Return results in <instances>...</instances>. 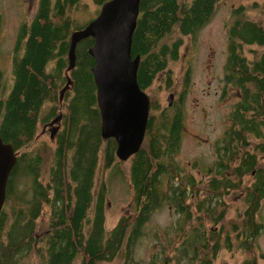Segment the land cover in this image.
<instances>
[{"label":"trees","instance_id":"16d2710c","mask_svg":"<svg viewBox=\"0 0 264 264\" xmlns=\"http://www.w3.org/2000/svg\"><path fill=\"white\" fill-rule=\"evenodd\" d=\"M81 1L39 0L16 32L8 89L0 69V136L16 152L0 211V264H214L222 250L239 253L235 264H264V0L234 8L227 26L222 82L239 95L207 173L197 179L175 158L184 105L149 102L145 138L128 169L132 208L110 227L106 171L119 159L115 139L100 131L92 36L79 39L68 68L72 33L87 23L79 24ZM104 1L93 0L95 15ZM220 1H139L131 50L139 54L141 89L179 57L182 36L200 30ZM59 105L64 119L51 147L38 139V125ZM165 205L175 218L165 229H149L158 242L145 260L136 248L151 214Z\"/></svg>","mask_w":264,"mask_h":264},{"label":"rangeland","instance_id":"374dc122","mask_svg":"<svg viewBox=\"0 0 264 264\" xmlns=\"http://www.w3.org/2000/svg\"><path fill=\"white\" fill-rule=\"evenodd\" d=\"M251 1L254 0H221L213 15L200 30L182 36L183 44L180 46L179 57L171 60L166 68L157 73L151 86L146 89L149 102L157 101L163 107L169 104L168 97L172 94L171 101L175 105H184L183 139L175 158L182 167L191 169L197 179L207 173L208 165L213 162L214 142L230 124L231 106L239 95L238 89L233 85H227L223 90L222 75L228 43L227 26L231 22L234 8ZM36 5L37 0H0V69L3 71L6 89L9 88L12 80L11 58L16 32L21 21L34 14ZM80 6H85V10L80 15L79 24H85L95 16L98 6L93 0H82ZM245 51L248 57L252 56L248 47ZM48 106L47 103L42 109L43 116L47 113ZM59 107L62 109L61 105ZM49 127V121L40 122L37 137L53 147L55 139L50 136ZM130 160L131 156L126 160L119 159L116 167L106 171L109 183L106 227H110L121 212L132 208V188L128 181ZM101 172L99 167L97 180ZM21 186L25 185L21 183ZM231 197L234 201L239 199L232 195ZM260 214L264 222V200ZM175 215L172 208L167 205L151 214L136 248L139 257L146 260L157 249L158 239L149 229L154 225L159 229L169 227ZM258 243L264 252V230L258 236ZM233 256L231 257L226 250H222L214 264H235L239 253Z\"/></svg>","mask_w":264,"mask_h":264},{"label":"water","instance_id":"95a60500","mask_svg":"<svg viewBox=\"0 0 264 264\" xmlns=\"http://www.w3.org/2000/svg\"><path fill=\"white\" fill-rule=\"evenodd\" d=\"M139 1H104L84 28L72 33L69 50L70 69L74 65L72 51L79 39L86 36L94 39L88 52L94 58L91 70L101 116L100 131L103 137L115 139V153L120 160H126L139 149L149 115V96L137 80L139 54L131 56ZM69 85L70 78L67 77L63 90ZM171 99L172 94L168 97L169 104ZM15 162L13 146L0 136V211L7 178Z\"/></svg>","mask_w":264,"mask_h":264},{"label":"flooded vegetation","instance_id":"af4514ba","mask_svg":"<svg viewBox=\"0 0 264 264\" xmlns=\"http://www.w3.org/2000/svg\"><path fill=\"white\" fill-rule=\"evenodd\" d=\"M39 0H37V5L36 8L38 6ZM35 8V9H36ZM85 38V37H84ZM227 85H232V84H226L225 86L223 85V90L226 89ZM64 111L62 109L59 108V110H57L55 112V115L51 116L50 118L46 119L43 121V123H45L46 121H49L50 127H49V134L51 136V131L53 132V135L51 136L52 138H55V136L58 134L60 128H61V122L64 119ZM225 131V129H224ZM221 137V136H220ZM220 137H218L217 139H219ZM216 139V140H217ZM215 140V141H216Z\"/></svg>","mask_w":264,"mask_h":264},{"label":"bare ground","instance_id":"6f19581e","mask_svg":"<svg viewBox=\"0 0 264 264\" xmlns=\"http://www.w3.org/2000/svg\"><path fill=\"white\" fill-rule=\"evenodd\" d=\"M72 53H73V51H72ZM5 196H6V187H5ZM4 201H5V197H4V200H3L2 206H3V204H4ZM2 206H1V209H2Z\"/></svg>","mask_w":264,"mask_h":264}]
</instances>
